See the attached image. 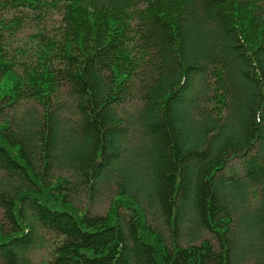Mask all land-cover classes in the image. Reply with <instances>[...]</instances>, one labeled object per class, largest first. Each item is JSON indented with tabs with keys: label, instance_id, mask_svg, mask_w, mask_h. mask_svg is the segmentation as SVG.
Wrapping results in <instances>:
<instances>
[{
	"label": "trees",
	"instance_id": "trees-1",
	"mask_svg": "<svg viewBox=\"0 0 264 264\" xmlns=\"http://www.w3.org/2000/svg\"><path fill=\"white\" fill-rule=\"evenodd\" d=\"M0 209V264H264V0H0Z\"/></svg>",
	"mask_w": 264,
	"mask_h": 264
},
{
	"label": "rangeland",
	"instance_id": "rangeland-1",
	"mask_svg": "<svg viewBox=\"0 0 264 264\" xmlns=\"http://www.w3.org/2000/svg\"><path fill=\"white\" fill-rule=\"evenodd\" d=\"M23 35L25 36L26 33H24ZM233 163L235 165H238L237 160H234ZM114 194H115V185L112 184V182H111L109 185L101 187L95 194L92 195V197L90 199L88 198L87 201L85 199V201L87 202L86 206H88V208L93 213H104L108 209V207L110 205L111 198ZM248 200H249V202L254 204L257 199L254 197H251ZM0 221H5L3 211L1 209H0ZM182 238H183L182 241L185 240L184 242H186V241L188 242L189 235H188L187 231L182 232ZM203 238L211 239V235H209L207 232H203L201 234V238H197V240H195V241L199 242ZM46 252H47V250L45 248L42 250L36 251L34 254L35 260H38L41 257H43L46 254Z\"/></svg>",
	"mask_w": 264,
	"mask_h": 264
}]
</instances>
